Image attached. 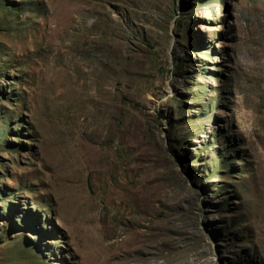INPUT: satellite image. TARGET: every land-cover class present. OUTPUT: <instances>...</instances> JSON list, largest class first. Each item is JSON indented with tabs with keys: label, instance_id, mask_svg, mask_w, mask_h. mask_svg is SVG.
Listing matches in <instances>:
<instances>
[{
	"label": "rangeland",
	"instance_id": "1",
	"mask_svg": "<svg viewBox=\"0 0 264 264\" xmlns=\"http://www.w3.org/2000/svg\"><path fill=\"white\" fill-rule=\"evenodd\" d=\"M0 264H264V0H0Z\"/></svg>",
	"mask_w": 264,
	"mask_h": 264
}]
</instances>
